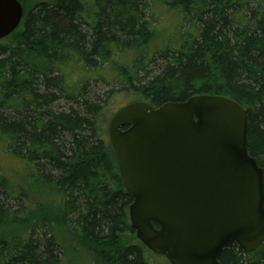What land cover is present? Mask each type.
Masks as SVG:
<instances>
[{"label":"trees","instance_id":"trees-1","mask_svg":"<svg viewBox=\"0 0 264 264\" xmlns=\"http://www.w3.org/2000/svg\"><path fill=\"white\" fill-rule=\"evenodd\" d=\"M19 1L21 25L0 41V153L24 162L28 189L16 187L13 210L15 188L0 165V264H84L83 256L149 264L150 251L135 236L130 243L133 199L101 136L111 96L89 91L105 74L154 107L195 96L235 101L248 114L249 154L264 170V0H93V22L82 0L32 9ZM157 8L180 20L173 45L157 47ZM62 98L69 110L56 107ZM220 262L264 264V246L226 249Z\"/></svg>","mask_w":264,"mask_h":264},{"label":"water","instance_id":"water-1","mask_svg":"<svg viewBox=\"0 0 264 264\" xmlns=\"http://www.w3.org/2000/svg\"><path fill=\"white\" fill-rule=\"evenodd\" d=\"M0 0V40L21 24ZM248 114L222 96L154 108L135 102L110 120L109 140L137 238L170 264H221L224 250L264 245V170L249 154Z\"/></svg>","mask_w":264,"mask_h":264},{"label":"rangeland","instance_id":"rangeland-1","mask_svg":"<svg viewBox=\"0 0 264 264\" xmlns=\"http://www.w3.org/2000/svg\"><path fill=\"white\" fill-rule=\"evenodd\" d=\"M28 1V5L29 7H31V9L34 7L33 4L31 5V3H34L36 1L38 2H44L47 0H27ZM85 6V13H84V18L86 21H91L93 22L95 20V16H96V10H93V0H82ZM31 9H29V12H31ZM156 21V27L158 29V33H159V40L156 42L157 47H163L166 46V44L168 45H173V43L175 42V37L177 33V29H179V19H177L176 17L172 16L171 14H169L168 12H164L162 9H156V13L155 14H151V17ZM176 29V31H175ZM162 30V31H161ZM175 34V35H174ZM170 43V44H169ZM157 62H162L161 60H158ZM164 64V63H161ZM158 65L153 64L149 67V70L152 72L153 75L157 74L158 71ZM106 68V67H105ZM76 69H73L71 71H74ZM106 71V70H105ZM67 73V72H66ZM75 74V73H74ZM77 79L76 75H71V82H74ZM109 79V73L105 74V78H98L97 81H90V87H89V91L92 94H95L96 96L101 97V101L103 100H107V98L110 97V100H108L106 104H104L103 102V106H104V110L102 112V115L99 118V123H100V128H101V136L104 140H106L108 142V124L109 121L111 119V117L123 106L135 102V101H139L141 98L138 97L135 94H128L125 93V91L121 92V88H123L122 86H114L113 83L107 82V80ZM116 92L114 94H109L110 92ZM92 99V96L90 97ZM73 104L68 103L67 100H65L64 98L60 99L59 102L56 103V107H58V109L61 110H69L70 106H72ZM0 165H2L5 168V171L7 173H5V175L8 176V178L10 179V184L11 186H13L15 188L14 191H12L11 194H9V200L8 203L12 206L13 210H20V208L16 205L18 204L16 202V199H13V197L15 198V196L18 193V190H16V187H22L23 189L27 190L28 189V185H26L28 182V174H27V170L25 168V164L22 160L12 156L9 152H3L0 153ZM13 195V196H12ZM37 197V196H36ZM39 200V199H37ZM27 211H30L31 209L34 208V205L31 206V203L28 202L27 203ZM2 231L7 232V234H9V229L3 227L1 229ZM135 235H131L129 236L130 239V243L135 244L134 239ZM36 238V236H35ZM81 259L84 260V264H90L89 259H87L86 257H82ZM147 259H148V263L149 264H169V262L166 260V258L164 256L161 255H156L152 252H150L149 254H147Z\"/></svg>","mask_w":264,"mask_h":264}]
</instances>
